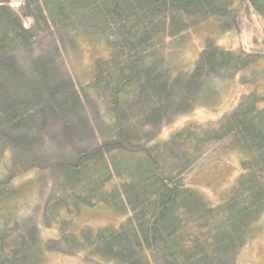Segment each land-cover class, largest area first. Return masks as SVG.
Instances as JSON below:
<instances>
[{
    "label": "trees",
    "instance_id": "16d2710c",
    "mask_svg": "<svg viewBox=\"0 0 264 264\" xmlns=\"http://www.w3.org/2000/svg\"><path fill=\"white\" fill-rule=\"evenodd\" d=\"M12 1L0 0V264H43L46 251L92 264H235L264 213V38L235 53L206 37L189 74L173 75L162 49L205 19L230 27L241 10L264 25V0ZM79 36L107 52L82 82L60 56ZM234 75L249 90L231 111L158 138L186 103ZM230 152L241 172L213 204L185 174ZM38 184L33 219L9 210ZM98 205L126 217L76 230L82 208ZM40 222L58 237L41 241Z\"/></svg>",
    "mask_w": 264,
    "mask_h": 264
},
{
    "label": "rangeland",
    "instance_id": "374dc122",
    "mask_svg": "<svg viewBox=\"0 0 264 264\" xmlns=\"http://www.w3.org/2000/svg\"><path fill=\"white\" fill-rule=\"evenodd\" d=\"M12 6H18V0H13ZM249 11H238L233 24L225 29L219 28L217 20L205 19L197 27H194L178 41L169 40L162 53L172 69V74L187 73L193 71L198 52L203 47L206 37H212L221 46L232 52H255L261 49L264 38V25L258 15H250ZM256 39V42H254ZM40 46V45H39ZM62 46V43H60ZM105 45L99 40H91L84 37H76L73 42L65 43L60 51L63 65L78 81L89 78V72L95 55L107 54ZM41 47V46H40ZM39 49V48H38ZM38 52V51H37ZM205 90V89H204ZM249 87L239 82L238 76L227 78L220 77L209 87L206 92L198 96L196 100L187 103L182 110H178L174 118L163 123L159 127L158 138L167 140L170 133L176 131L188 123H216L219 118L231 111ZM5 158L8 155H4ZM241 172L239 156L235 152L221 153L220 155H204L198 164L186 172V181L198 189L213 204L218 203L226 195L228 189ZM30 173L17 177L16 183L27 181ZM41 184L38 187H30L22 190L18 197L7 205L18 216L33 219L40 211L36 205V196L40 195ZM37 190L39 192L37 193ZM49 191V187L46 186ZM42 195L46 196L47 191ZM126 215L111 210L104 205L93 208H82L81 213L75 218L76 230L82 226L97 229L108 224L118 225ZM37 224V223H36ZM40 240L48 237H58L57 228L45 227L38 223ZM43 264H92L81 256L65 254L58 251H46L43 255ZM235 264H264V213L255 223L254 230L237 255Z\"/></svg>",
    "mask_w": 264,
    "mask_h": 264
}]
</instances>
